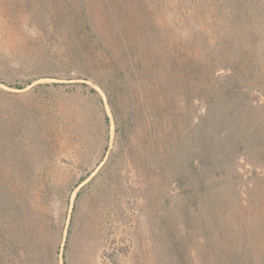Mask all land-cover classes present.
Returning <instances> with one entry per match:
<instances>
[{
    "label": "rangeland",
    "instance_id": "obj_1",
    "mask_svg": "<svg viewBox=\"0 0 264 264\" xmlns=\"http://www.w3.org/2000/svg\"><path fill=\"white\" fill-rule=\"evenodd\" d=\"M244 2L0 0L17 264H264V36L231 23Z\"/></svg>",
    "mask_w": 264,
    "mask_h": 264
},
{
    "label": "trees",
    "instance_id": "obj_2",
    "mask_svg": "<svg viewBox=\"0 0 264 264\" xmlns=\"http://www.w3.org/2000/svg\"><path fill=\"white\" fill-rule=\"evenodd\" d=\"M242 1L243 2L248 1L246 3L247 5L245 4L242 7L243 10L234 13V15L232 16L233 21H235V18H237V17H239L241 20L237 21V22L231 21V23L232 24H238L237 28L239 30L245 29V35L250 40V48L253 49V47H254V45L252 44L253 38L250 39V37H252L253 35H261V34L264 36V0H255L256 2L258 1L255 4L251 3V1H254V0H242ZM203 6L204 5H200L198 7H199V9H202V11L207 12V9H208L207 6H204V7ZM209 10L212 11V9H209ZM213 15H214V17H216V14L213 13ZM218 18L219 17H217V19ZM215 21H214V24L216 23ZM253 21H258V25L257 24H256L257 26L254 25V26H256V28L251 26ZM223 33H225V31H223ZM249 35H250V37H249ZM225 60L227 62H229L228 57H225ZM36 79H32V80L28 79L24 83H21V84H19V83H15L14 85H12L10 83H7V84L10 87H15V88L21 90V89H24L27 85H30L32 83V81L36 80ZM1 83H4V82H1ZM33 89H34V87H33ZM201 89L202 88L196 89L197 91L195 94V97H196L195 99L201 98V101H207L210 98L212 99V98L218 97L220 95V93L217 92V90H211L210 87H206V89H202L203 91H201ZM7 94H11V93L7 92ZM105 121L106 122L108 121L107 115H105ZM117 123H118V121L115 120L116 125H117ZM116 130H117V127H116ZM84 179H85V177L83 179H80V181L78 183H76V186H78ZM4 191H5V189H3V186L0 184V197L3 196V200L5 202V200H6L5 195L6 194ZM78 192H77V194H78ZM5 204H6V202L3 204V201L0 200V217L3 214L2 211H8V208L6 209ZM18 238L19 237L15 235V231L11 230V227L8 228V231H5V230H3V227L0 223V264H17L21 260V258H24L27 255L26 249L23 248V246H20V244H19L20 238L19 239ZM23 239H24V237H23ZM22 242H24V241L22 240Z\"/></svg>",
    "mask_w": 264,
    "mask_h": 264
}]
</instances>
